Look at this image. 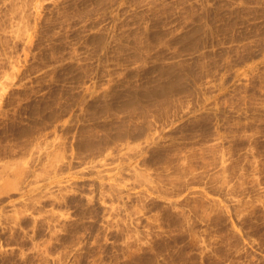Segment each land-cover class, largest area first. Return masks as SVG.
I'll use <instances>...</instances> for the list:
<instances>
[{"label": "rangeland", "instance_id": "374dc122", "mask_svg": "<svg viewBox=\"0 0 264 264\" xmlns=\"http://www.w3.org/2000/svg\"><path fill=\"white\" fill-rule=\"evenodd\" d=\"M0 149V264H264V0H0Z\"/></svg>", "mask_w": 264, "mask_h": 264}, {"label": "bare ground", "instance_id": "6f19581e", "mask_svg": "<svg viewBox=\"0 0 264 264\" xmlns=\"http://www.w3.org/2000/svg\"><path fill=\"white\" fill-rule=\"evenodd\" d=\"M180 76H181V75H180ZM185 78H186V77H185ZM177 79H178V78H177ZM177 79H176V80H177ZM179 79L181 80V77H180ZM182 79H183V78H182ZM184 80H185V79H184ZM194 81H195V80H194ZM178 82H179V81H178ZM179 83H180V82H179ZM179 83H178V84H179ZM181 83H182V82H181ZM185 83H186V82H185ZM189 83H190V82H189ZM182 84H183V83H182ZM155 99H156V98H155ZM158 99H159V98H158ZM158 99H157V100H158ZM94 103H95V102H94ZM134 103H136V102H134ZM131 105H132V104H131ZM0 150H1V149H0ZM3 150H4V149H3ZM1 152H2V151H1Z\"/></svg>", "mask_w": 264, "mask_h": 264}]
</instances>
